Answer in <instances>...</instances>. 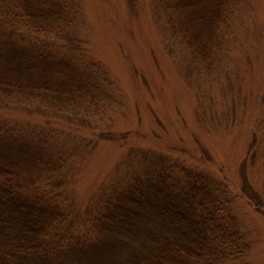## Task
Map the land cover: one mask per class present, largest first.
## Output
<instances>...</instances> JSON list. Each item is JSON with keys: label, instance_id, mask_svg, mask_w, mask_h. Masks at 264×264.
Segmentation results:
<instances>
[{"label": "rangeland", "instance_id": "374dc122", "mask_svg": "<svg viewBox=\"0 0 264 264\" xmlns=\"http://www.w3.org/2000/svg\"><path fill=\"white\" fill-rule=\"evenodd\" d=\"M75 2L73 32H38L0 14L5 53L24 41L34 54L76 58L61 50L62 40L72 47L76 35L82 51L72 53L107 78L106 88L86 90L95 106L70 88L87 74L79 70L73 81L66 65L47 77V90L0 81V154L13 171L7 177L27 195L63 202L60 232L76 239L97 231L101 202L164 154L228 183L250 248L219 264H264V0H194L190 10L185 0ZM67 82L69 88L60 86ZM34 159H50L61 171Z\"/></svg>", "mask_w": 264, "mask_h": 264}, {"label": "trees", "instance_id": "16d2710c", "mask_svg": "<svg viewBox=\"0 0 264 264\" xmlns=\"http://www.w3.org/2000/svg\"><path fill=\"white\" fill-rule=\"evenodd\" d=\"M36 1L45 10H37L32 0H0V14H6L5 18L11 14L18 23L24 21L38 32L45 33L51 27L56 28L55 32L74 31L79 8L75 0ZM193 1L185 0L184 7L190 10ZM208 18L214 21L219 15ZM76 37L71 43L73 48L65 40L61 46L62 51L76 58L62 57L58 61L51 58V52L34 54L35 46H26L24 41V48L12 45L6 53L0 46V81L27 82L20 88L32 91L42 88L38 84H45L47 90V77L55 67L66 65L73 81L79 70L87 74L70 88H75L73 94L84 92L85 101L95 106L86 90L106 88L107 78L100 80L102 69L94 63L87 65L84 55L78 54L83 42ZM73 49L78 53H72ZM37 76L42 82H34L32 78ZM69 102L67 97L63 103ZM74 108L75 104L71 106ZM100 136L118 142L128 138V134ZM37 160L48 171H61L62 165L57 169L50 159ZM176 160L161 154L159 160L146 164L142 173L123 183L115 196L100 203L103 210L93 225L97 231L73 239L60 232L66 215L64 203L25 194L7 177L13 171L3 164L0 154V264H219L225 259L241 258L250 244L233 217L228 183ZM248 189L260 199L256 191Z\"/></svg>", "mask_w": 264, "mask_h": 264}]
</instances>
